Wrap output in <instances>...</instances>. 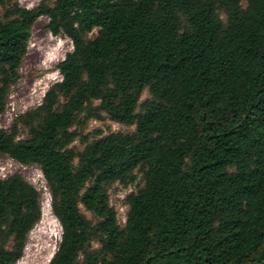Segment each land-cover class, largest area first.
Segmentation results:
<instances>
[{"label":"trees","instance_id":"1","mask_svg":"<svg viewBox=\"0 0 264 264\" xmlns=\"http://www.w3.org/2000/svg\"><path fill=\"white\" fill-rule=\"evenodd\" d=\"M40 17L72 51L40 105L0 129V156L41 171L61 227L48 264H74L93 239L86 264H264V0H0V115ZM80 113L134 130L76 152ZM136 173L122 228L108 190ZM41 218L30 183L0 179V264Z\"/></svg>","mask_w":264,"mask_h":264},{"label":"rangeland","instance_id":"2","mask_svg":"<svg viewBox=\"0 0 264 264\" xmlns=\"http://www.w3.org/2000/svg\"><path fill=\"white\" fill-rule=\"evenodd\" d=\"M26 9L35 8L40 0H13ZM219 16L225 21L222 13ZM48 20L40 17L36 20L31 29V36L27 46V53L19 68V80L10 89L6 99L5 111L0 115V129H9L16 118L40 105L44 94L50 86L59 82L61 76L57 71V65L63 61L65 56L72 51L71 42L62 36L54 37L47 30ZM96 35L93 31L89 36ZM151 97L145 89L141 96V102ZM98 102H92L96 106ZM84 113L78 115L79 124L71 129L77 133V137L70 145L76 152L81 151L87 142L100 137L117 133L131 132L134 127H126L116 124L102 114L100 121L83 120ZM82 120V121H81ZM26 136L24 129L19 131V137ZM13 174L21 175L30 183L41 196L42 218L27 236V242L22 258L16 264H48L57 250L61 238V227L51 213L50 196L41 174L40 169L35 165H20L7 156H0V179L7 178ZM143 187L142 175L136 173V180L133 184L122 187L114 184L108 190L109 205L116 212L117 222L124 227L128 206L126 197L129 194H136ZM80 212L95 226L99 219L91 212L80 206ZM100 244L97 239L80 252L74 264H86L88 256L97 254ZM96 259L99 261L100 256Z\"/></svg>","mask_w":264,"mask_h":264}]
</instances>
